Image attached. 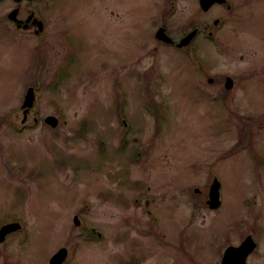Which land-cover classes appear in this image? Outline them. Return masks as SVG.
I'll return each mask as SVG.
<instances>
[{
  "label": "rangeland",
  "instance_id": "1",
  "mask_svg": "<svg viewBox=\"0 0 264 264\" xmlns=\"http://www.w3.org/2000/svg\"><path fill=\"white\" fill-rule=\"evenodd\" d=\"M229 1L231 9L205 13L199 0H175L168 16L166 0H37L31 9L47 19L49 60L0 17V225L21 221L6 239L12 250L26 241L21 264H49L63 246L73 249L65 264H111L119 241H151L138 248L149 264H172L156 241H191L194 263L216 264V243L247 234L261 245L248 264H264V71L247 73L253 52L264 60V0ZM11 2L0 0V15ZM216 18L217 41H194L207 75L178 49L154 51L155 21L179 39L192 22ZM58 29L73 48L55 72ZM37 70L39 120L23 121ZM226 75L238 85L230 94ZM47 115L59 125H48ZM243 122L251 145L226 156ZM212 172L221 183L217 211L189 192L198 186L203 195ZM140 193L154 214L134 203ZM92 228L96 236L87 234Z\"/></svg>",
  "mask_w": 264,
  "mask_h": 264
},
{
  "label": "flooded vegetation",
  "instance_id": "2",
  "mask_svg": "<svg viewBox=\"0 0 264 264\" xmlns=\"http://www.w3.org/2000/svg\"><path fill=\"white\" fill-rule=\"evenodd\" d=\"M34 1H37V0H21L20 3L16 2L15 0H12L11 6L7 10V12L4 13L3 15H0V17L10 25V27L12 28V30L14 32H16L17 34L20 33L19 36L24 37L26 40L31 41V45L33 47H36L37 45H39L38 49L40 48L41 52H43V53L45 51V55L47 57V60H49V52H48V50H46L47 49L46 47L49 44V39L51 38V31L49 30V25H48L47 19H45V17H43L42 13L37 12L38 13L37 14L34 10L31 9L32 8V2H34ZM166 1H168L170 3L168 10L166 9L167 10L166 12L169 13L170 10L172 11V8L174 7L175 2H174V0H166ZM24 5L28 9L26 14H24ZM220 5H226V7L228 9H231V6H229V5H231L229 3V1L224 3V4H220ZM16 9L18 11H17L16 17H15V20H13L10 18L9 14ZM207 12H209V11H207ZM207 12H205V13H207ZM164 19H165V17H164ZM216 19H218V18H216ZM216 19H214L212 21V23H211V21H206L203 26L196 25L194 22H192L190 24V30L183 33L181 35V37H179V39L175 38L174 36H172L169 33L168 26L165 22L158 23L155 21L154 22V28H156V29L154 31L155 32L154 37H155L156 41H155L154 51L157 52L161 46L166 45L167 47H173L175 49L182 51L184 53V55L187 56L192 61L190 55L193 53L194 49H196L197 53H198V49H199L198 44L194 43L195 39L198 36H204L206 39H208L209 41L214 42V43L217 41V37H216L217 27L214 24ZM219 21H220V19H219ZM161 27L166 28L168 34H170L172 36V38L174 39V43L167 42V41L158 39L156 37V32ZM195 28L198 29V32H197V35L195 36V38L191 41L190 45L179 48L177 46L178 42L188 32H190L191 30H193ZM66 32H67L66 29H58V34L60 35V37H59L60 39L56 40V41H57V44L59 45V50L57 52H55L54 59L55 58L56 59H55L54 64H52L55 72L58 71L62 66L69 64V62L66 63V61L63 59V57L67 52H70V50H72L73 46L71 45L69 39L66 37V35H65ZM222 42H223V44L227 43V42L222 41V40L219 43L221 44ZM53 49H54V47H53ZM256 52L257 51L253 52V55H252L253 58H252V63H251L252 65L249 69H247V73L250 74L249 76H253L254 74L259 73V72L263 73V71H264V60H262L259 56L255 57L254 55H256ZM42 61L45 62L46 58L42 59ZM195 65H196L197 69H203L202 73L204 75L208 74L204 71V67L202 66L201 63H197ZM42 72H44V71L37 70L36 76H35V83L34 84L30 83L27 86V89L30 86H33L35 88L36 101L39 99V95H40L39 88H40V84H41L39 80H38V82L36 81V78H40ZM249 76H247V77H249ZM228 77H231V76L226 75L224 78L221 79L222 87H223V85L225 87V83H226V80ZM210 78H212V77H210ZM210 78H208L209 81H210ZM212 79L214 81V78H212ZM236 85L237 84L234 81L233 87L230 90H227L225 87V89L227 90L226 93L230 94V91L235 89ZM239 87H240V85H239ZM221 97L223 99H226V94H224V96H221ZM228 105H229V111L235 116V118H239V117L242 118L239 111H237L235 108H233L232 103H230ZM32 109L33 108H31L29 110L27 117L30 115V118L33 117V120L35 122H37L39 120V118L35 115V109L34 110H32ZM22 110H23V115H24V109H22ZM36 118H37V120H36ZM243 123H244V126L241 127L239 133L243 132V131H248V130H249L248 132H250L251 129H250L249 125H247V123H245V122H243ZM11 125L15 126L14 124H11ZM135 181H137V180H135ZM211 182H209V180H208V183L206 184L207 185V191L204 192L203 195H202V190H203L202 187H198L201 190L200 192H198V194L195 192V188L197 186L193 187V188L191 187V191L189 190V192L194 193L193 196H195V197L200 196L201 200H203L204 203L207 205V201L209 199V190H210ZM148 192H150V191L148 190ZM142 194H146V193H140V195L138 194L139 197H137V195H134V203H136V204L143 203V208H144L145 213L150 215L153 213V208H154L155 204L152 205V207H150L151 201L148 200V197H145V198H144V196L141 197ZM205 196H206V199H204ZM189 197L191 198L190 195H189ZM171 198H173V196H171ZM220 207L215 209V210H211V211H217L220 209ZM15 221H17V220L14 218H12L11 221H9V219H8L5 222L1 223L0 227L3 224L15 222ZM22 229H23V227H22ZM22 229H20V230H22ZM20 230H18V231H20ZM18 231H15V232H18ZM12 233H14V232H12ZM10 234L11 233H9L7 235V237ZM247 235H249V234H247ZM247 235H245V237ZM7 237H6V239H7ZM245 237H243L240 241H220L219 243H216L215 244L216 250L210 256L218 259L216 264H222L227 248L230 246H235V247L240 246L243 242L242 240ZM6 239H5V241L0 243V257L4 258L5 260H10L12 257H16V258H18V260L13 259L10 264H21L20 258H22V255H23L21 252L23 250L22 246H24V243L26 241H18V244L16 245V249L12 250L11 246H9V244H8L9 241H6ZM109 242L111 244H114L112 241H109ZM121 242L123 243L122 244L123 250L122 251L121 250L115 251L113 253L115 255L111 260V264H149L152 262L153 259L146 261V258H144L146 255L138 250V248L140 246L151 247V245H153V244H151V241H119V243H121ZM255 242H256L255 248L251 252L249 257L260 249V246H261L260 241H255ZM156 243H158V245L161 246L162 248H165V249L167 248L165 251L170 252V254H171V260L170 261L172 264H174L175 262H178L177 258H179V257H182L185 260H187L185 262V264H203V263H194L195 258H194V254H193V250H192L191 241H172V242L171 241H156ZM202 245L203 244L198 241L197 246H199V249ZM68 252H69L68 256H67L66 260L63 262V264H65L67 261H73L72 260L73 249L69 248ZM181 264H184V263H181ZM206 264H208V263H206Z\"/></svg>",
  "mask_w": 264,
  "mask_h": 264
},
{
  "label": "water",
  "instance_id": "3",
  "mask_svg": "<svg viewBox=\"0 0 264 264\" xmlns=\"http://www.w3.org/2000/svg\"><path fill=\"white\" fill-rule=\"evenodd\" d=\"M16 2H21V0H15ZM226 0H200V6L203 11H208L215 3H224ZM17 9L12 11L9 16L11 19L15 20ZM217 24L218 21H215ZM198 29H194L190 33H188L186 36H184L180 42H178V47H184L187 46L191 40L196 36ZM157 38L165 40L167 42H174V40L167 34L165 27H161L157 33ZM233 85V80L231 78H228L226 82L227 88H231ZM35 102V89L34 87H29L27 89L22 107L24 108V120L27 118V114L29 110L33 107ZM45 121L47 124H49L51 127H57L58 125V118L55 116H47L45 118ZM220 187L221 183L218 180V178H215L209 193V199L207 201V204L210 208L215 209L218 208L221 205V194H220ZM197 192H199V189H196ZM74 223L76 225H80L81 220L78 216L74 217ZM22 228V225L20 222H11L7 223L1 226L0 228V243L5 241L6 236L16 230H19ZM99 236H101V233H99ZM255 240L251 235H248L242 244L240 246H230L227 248L223 262L222 264H246V260L248 255L254 250L255 248ZM68 255L67 248L63 247L58 252H56L50 259V264H62L64 260L66 259Z\"/></svg>",
  "mask_w": 264,
  "mask_h": 264
},
{
  "label": "trees",
  "instance_id": "4",
  "mask_svg": "<svg viewBox=\"0 0 264 264\" xmlns=\"http://www.w3.org/2000/svg\"><path fill=\"white\" fill-rule=\"evenodd\" d=\"M251 139H252V136H250V133L248 131H243L241 133L240 140L232 147V149L229 151V153L234 154V153H237L240 150L246 148L250 144ZM87 234L89 236L94 235L91 230H88Z\"/></svg>",
  "mask_w": 264,
  "mask_h": 264
}]
</instances>
